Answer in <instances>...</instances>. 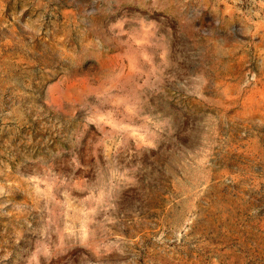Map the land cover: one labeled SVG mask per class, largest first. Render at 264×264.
Wrapping results in <instances>:
<instances>
[{
    "label": "rangeland",
    "instance_id": "rangeland-1",
    "mask_svg": "<svg viewBox=\"0 0 264 264\" xmlns=\"http://www.w3.org/2000/svg\"><path fill=\"white\" fill-rule=\"evenodd\" d=\"M0 264H264V0H0Z\"/></svg>",
    "mask_w": 264,
    "mask_h": 264
}]
</instances>
